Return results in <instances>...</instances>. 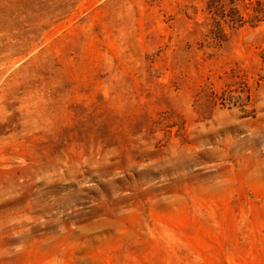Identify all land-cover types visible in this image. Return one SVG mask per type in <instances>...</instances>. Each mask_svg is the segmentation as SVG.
<instances>
[{"label":"rangeland","instance_id":"obj_1","mask_svg":"<svg viewBox=\"0 0 264 264\" xmlns=\"http://www.w3.org/2000/svg\"><path fill=\"white\" fill-rule=\"evenodd\" d=\"M205 1L0 0V264H264V0Z\"/></svg>","mask_w":264,"mask_h":264},{"label":"trees","instance_id":"obj_2","mask_svg":"<svg viewBox=\"0 0 264 264\" xmlns=\"http://www.w3.org/2000/svg\"><path fill=\"white\" fill-rule=\"evenodd\" d=\"M260 5L258 0L254 3L252 0H206L202 14L209 19L202 20L200 24L194 22L193 27L196 31L190 35L200 36V48L208 56L217 43L224 41L228 34L240 27L243 22L246 21L249 25L258 22L257 15L261 14ZM255 6H258L259 10H256ZM229 10H232V16L229 15ZM236 23L237 28L234 26Z\"/></svg>","mask_w":264,"mask_h":264}]
</instances>
